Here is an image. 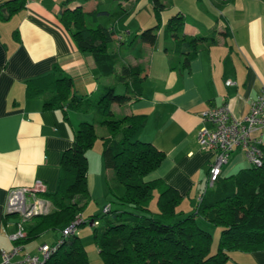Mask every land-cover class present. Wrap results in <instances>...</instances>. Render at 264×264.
<instances>
[{
  "label": "crops",
  "instance_id": "crops-1",
  "mask_svg": "<svg viewBox=\"0 0 264 264\" xmlns=\"http://www.w3.org/2000/svg\"><path fill=\"white\" fill-rule=\"evenodd\" d=\"M84 1L26 0L23 8L0 19V259L2 250H11L13 242L8 235L17 230L19 221L11 218L16 214H4L8 190L32 186L40 180L46 192H53L61 153L71 145L73 129L83 120H94L86 116L89 112L68 110L65 120L62 110L43 108L42 97L26 94L28 80L50 72L61 73L71 79L72 93L82 98L96 96L103 86H114L109 83L110 75L97 74L93 55L78 50L60 16L64 9L80 5L84 11L97 6L113 11L118 3ZM205 1L208 5L202 0H171L161 12L159 36L153 45L138 39L130 43L140 30L156 21L151 0L121 2L129 11L125 29L116 35L111 50V43L108 46L117 55V69L121 63L138 65L144 75L141 95L112 104L113 115H146L138 138L151 142L165 157L145 180H160L173 187L181 196L178 208L185 213L206 190V176L214 158V152L201 149L197 141L198 130L205 124L200 113L227 102L233 116L241 118L264 88V0ZM177 11L183 15L185 34L209 38L200 44L187 68L171 69L173 39L164 36L163 28ZM110 19L108 25L113 23ZM130 19L137 20L136 31L129 28ZM227 80L231 84H226ZM104 135L107 132L99 137ZM86 157L90 201L80 213L82 218L101 213L106 204L120 207L107 191L106 180L112 170L103 164L101 145L88 149ZM250 165L243 150L237 148L230 153L222 175ZM152 203L155 209V201ZM207 230L218 234V228L211 231L208 226ZM26 243L21 241L25 252L38 254L29 251ZM86 246L89 264H103L97 247L90 242ZM245 254L251 256L244 264H264V249ZM243 261L231 259L227 264Z\"/></svg>",
  "mask_w": 264,
  "mask_h": 264
},
{
  "label": "trees",
  "instance_id": "trees-1",
  "mask_svg": "<svg viewBox=\"0 0 264 264\" xmlns=\"http://www.w3.org/2000/svg\"><path fill=\"white\" fill-rule=\"evenodd\" d=\"M25 1H3L0 19H7L23 8ZM96 1L98 5L117 2L118 6L113 11L98 6L91 11H84L81 5L66 8L60 21L78 50L93 55L97 74L113 75L125 90L118 93L114 86L106 85L96 96L82 98L72 93L71 79L61 73L50 72L28 80L26 94L42 97L43 108L62 110L65 120L68 110L92 112L94 120H83L73 129L71 145L61 153L55 190L39 193L51 201L53 210L27 220L26 236L21 241L28 242L46 230L60 228L58 241L51 244L56 248L44 264H88L87 251L76 231L64 235L63 230L89 201L86 151L97 138L95 124H98L107 130V135L100 137L103 164L112 170L106 180L107 191L111 201L120 205L107 213L85 218L88 223L102 222L100 226H92V238L103 264H225L230 251L263 250L264 157L259 166L250 165L219 177L186 213L178 208L181 196L173 187L160 180H145L165 154L151 142L138 138L145 114L114 118L112 112V104L136 99L142 93L143 69L127 63H121L117 69V55L108 50L116 35L125 29L129 11L121 2L129 0ZM151 4L155 23L140 30L130 43L137 39L151 45L157 42L161 12L171 5V0H151ZM103 14L112 18L111 25L98 21ZM183 24V15L177 11L163 28L164 36L173 39L171 69L187 68L200 44L209 38L185 34ZM153 200L155 209L151 205ZM198 217L220 227L212 254V235L197 224Z\"/></svg>",
  "mask_w": 264,
  "mask_h": 264
},
{
  "label": "built area",
  "instance_id": "built-area-1",
  "mask_svg": "<svg viewBox=\"0 0 264 264\" xmlns=\"http://www.w3.org/2000/svg\"><path fill=\"white\" fill-rule=\"evenodd\" d=\"M226 84H231L230 80ZM203 123L198 130L197 141L201 149L212 150L214 158L209 164L206 176V189L212 187L216 180L223 176V167L227 164L230 153L239 148L251 165L259 166L263 162L264 146V88L258 96L250 101L246 115L241 118L233 116L229 105L224 102L213 105L200 113ZM44 184L37 180L32 186L10 188L7 192L4 214H16L19 221L17 230L8 235L13 242L10 251H1L0 264H44L45 259L53 252L56 245H41L39 254H30L23 250L21 240L26 236L25 222L35 215H45L52 211L51 201L39 193L44 192ZM202 196L198 197V202ZM110 205L102 208L107 213ZM86 222L78 214L73 222L63 230L64 235L75 232L77 224ZM97 221L89 222L96 226Z\"/></svg>",
  "mask_w": 264,
  "mask_h": 264
},
{
  "label": "rangeland",
  "instance_id": "rangeland-1",
  "mask_svg": "<svg viewBox=\"0 0 264 264\" xmlns=\"http://www.w3.org/2000/svg\"><path fill=\"white\" fill-rule=\"evenodd\" d=\"M80 1H83V3L85 2L84 0H80ZM202 2H203V4L204 5H208L207 4V2L205 1V0H202ZM110 5H108V7H109ZM145 16V12L142 14V18ZM110 21H111V19H110V17H108L107 15H101V16H99V22H101V23H103V24H105V25H108L109 23H110ZM136 21L137 20H133V19H130V22H129V28H131L133 31H136L137 30V26H136ZM162 41V39L160 38L159 39V42H161ZM115 42L114 41H112L111 42V44H110V50H111V46L114 44ZM165 43H167V41L165 42ZM109 80H110V84H113L114 85V87L116 86V88H115V91L116 92H122L123 91V88H122V85H121V83H119L115 78H114V76L113 75H110L109 77ZM96 95V94H95ZM73 111V110H72ZM79 112V111H78ZM85 114H87V113H85ZM86 116H88V118L92 121L93 120V113L92 112H89ZM113 117L114 118H117V117H119V115H118V113H115L114 115H113ZM95 129H96V134H97V138H96V140H95V142H94V144H93V146L91 147V148H89V150H92V149H94L95 148V146H97V145H101V139H100V135L103 133V134H105L106 132H107V130H106V128L104 127V126H100V125H98V124H95ZM90 201V200H89ZM88 201V202H89ZM88 204V203H87ZM86 204V205H87ZM153 204V203H152ZM154 206V205H153ZM53 210V209H52ZM83 211V210H82ZM82 211H81V213H82ZM78 215V214H77ZM76 215V216H77ZM86 215H88V214H86ZM86 215H85V217H86ZM75 216V217H76ZM18 219H17V218ZM11 218H16L17 220H19V217H18V215L16 216V215H13V216H11ZM85 219V218H84ZM196 222H197V224L200 226V227H202L203 229H205V230H207V227L209 226V228L211 229V231H213L215 228H218V234H215L216 232H214V234L212 233V232H210L209 230H207V231H209L210 233H211V235H212V241H211V250H210V253L212 254V253H214L215 252V250H216V247H217V241H218V236H219V233H220V227L219 226H217V225H214V224H212V223H209V222H207V221H205L204 219H202V218H197L196 219ZM101 220H99V221H97V223H96V226H100L101 225ZM205 225L207 226V227H205ZM66 229V228H65ZM64 229V230H65ZM60 230V228H58L57 229V231H55V230H48V231H46V232H44L43 234H41V235H39L38 237H36V238H34L33 240H30V241H28L27 243H26V248L29 250V251H31L32 253H34V252H36V253H38L39 254V250H38V248L41 246V245H43V244H46V245H51L52 243H54V242H57L58 241V238H59V236H60V234H61V232L59 231ZM75 231H76V235H78L80 238H81V240L82 239H84L83 240V243H84V246H85V248L87 247L86 245L90 242V243H92V244H94L93 243V238H92V226L86 221L84 224H82V225H79V226H76L75 227ZM213 235H214V237H213ZM87 250V249H86ZM88 255L90 256V254H87V258H88ZM249 256H251V255H247V254H245V252L244 251H240V250H233V251H230L229 252V258H228V260H234V259H236L237 261H239V260H246V261H243V262H240L239 264H244L245 262H247L248 260H250V259H248L249 258ZM244 257V258H243ZM91 260H92V256H91ZM227 260V261H228ZM227 261H226V263L225 264H227ZM102 262V261H101ZM88 264H89V261H88Z\"/></svg>",
  "mask_w": 264,
  "mask_h": 264
}]
</instances>
